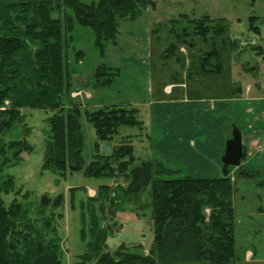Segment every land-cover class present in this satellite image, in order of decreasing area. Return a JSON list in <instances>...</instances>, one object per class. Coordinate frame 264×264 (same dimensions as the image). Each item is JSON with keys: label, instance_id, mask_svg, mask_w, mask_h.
I'll use <instances>...</instances> for the list:
<instances>
[{"label": "rangeland", "instance_id": "obj_1", "mask_svg": "<svg viewBox=\"0 0 264 264\" xmlns=\"http://www.w3.org/2000/svg\"><path fill=\"white\" fill-rule=\"evenodd\" d=\"M82 1L90 3L97 0ZM152 1L154 4L143 8L135 19L119 20L117 44L108 42L104 56L95 45L93 30L78 25L72 34L73 39L65 47L70 80L62 95L63 107L67 110L77 103L81 104L82 110L106 104L138 108L142 128L122 126L114 139L101 142L100 152H111L126 136L132 135L129 140L136 159L130 170L143 161L155 159L174 170L163 177H179L191 172L182 163L168 165L159 153L158 145L164 138L165 130L162 123L153 119L152 101L166 96L176 98V95L186 93L190 98H203L205 101L228 99L234 105L230 118L241 129L248 151L249 136L254 126L264 131V35L250 29V16L258 15L260 20L256 24L264 30V0ZM67 10L70 11L69 8ZM60 13L55 11L53 15L59 16ZM182 14L191 18L210 15L215 21L224 19L227 30L217 40L224 61L220 74L206 75L199 67L202 53L212 48L211 42L193 35L184 42L176 39L175 33L171 32L170 20L181 18ZM233 41L236 44H232ZM173 42L178 45V56L166 59L163 54ZM250 43L261 44L263 51L259 53ZM79 50L84 52L82 57H77ZM101 63L120 69L111 86H96L95 70ZM164 88L169 93L174 90L173 94H166ZM6 105H9L8 100ZM56 111L22 108L23 120L15 122L7 134L9 139L26 136L33 145L31 152H22L19 162L4 170V175L15 177L14 190L4 195L6 203L16 199L23 204L19 228H28L34 238L56 244L63 264L81 260L82 254L90 252L91 246L102 252L124 250L149 254L155 235L149 187L134 199L126 194L128 182L124 177L95 178L85 176L82 171L67 170L64 173L43 167L45 145L51 130L49 118ZM81 123L85 137L84 155L88 163L97 152L94 147L97 136L93 125L84 116ZM27 128L29 132L25 135ZM200 177L213 176L202 174ZM252 180L236 179L240 188V192L234 195L237 255L231 264H264L246 261L243 254L248 240L242 237V226L247 224L246 221L251 224L252 230L261 228V238L264 239V215L255 214L252 218L247 215L250 213L248 209L252 210L261 201L259 197L256 201L250 190L253 189ZM102 185H107V188H102ZM243 194L247 201H243ZM59 195H62L63 201L54 206ZM205 211L209 213V209ZM95 224L101 225L103 232ZM98 239L99 242L94 245ZM94 258L97 259L96 256ZM256 258H264V253L256 255Z\"/></svg>", "mask_w": 264, "mask_h": 264}, {"label": "trees", "instance_id": "obj_2", "mask_svg": "<svg viewBox=\"0 0 264 264\" xmlns=\"http://www.w3.org/2000/svg\"><path fill=\"white\" fill-rule=\"evenodd\" d=\"M149 4L154 1L0 0V264H63L56 244L34 238L28 228H19L23 204L16 199L7 204L4 197L15 188V177L4 175L5 168L19 162L22 152L33 150L26 136H7L15 122L23 120L21 109L25 107L57 110L49 118L51 130L45 145L44 168L64 173L82 171L95 178L124 177L128 182L126 194L134 199L147 187L151 189L155 235L149 254L102 252L90 245V252H84L74 264H231L236 258V179L256 180L257 174L242 164L238 168L230 166L227 174L216 177H163L174 170L155 159L130 170L136 159L129 140L132 135L107 154L100 152V146L101 142L114 139L122 126L141 129L143 121L138 108L106 104L82 110L77 103L67 110L63 107L62 95L70 80L65 47L78 25L93 30L95 45L104 56L108 42L117 44L119 20L135 19ZM55 11L60 15L54 16ZM216 20L210 15L191 18L188 14L170 20L176 39L186 42L193 35L212 43V48L200 57L199 67L206 75L220 74L224 68L217 40L226 33L227 26L223 18ZM259 20L258 15L250 16V29L264 35L256 24ZM250 45L259 53L263 51L261 44ZM177 50L178 45L173 42L163 57L178 56ZM83 54L79 50L77 57ZM119 74V68L101 63L95 70L96 86H111ZM82 116L93 125L97 136V152L88 163ZM244 152L242 160L247 157L245 146ZM257 179L264 187V177ZM62 201L59 195L53 205ZM95 227L103 232L101 225ZM98 242L99 239L94 245Z\"/></svg>", "mask_w": 264, "mask_h": 264}, {"label": "crops", "instance_id": "obj_3", "mask_svg": "<svg viewBox=\"0 0 264 264\" xmlns=\"http://www.w3.org/2000/svg\"><path fill=\"white\" fill-rule=\"evenodd\" d=\"M167 91L164 88L166 94L172 95L174 92V90L170 93ZM165 98L167 96L152 101L153 119L162 123L165 130L164 138L158 145L159 153L168 165L182 163L187 166L191 174L198 175V177L202 174L219 176L223 171L222 155L226 149V141L232 136L233 120L230 115L234 111V105L228 99L205 101L203 98H190L187 93L176 95V98L168 97V100ZM247 109L253 111L252 108ZM249 137H251V142L247 157L244 161L242 160V164L257 174V178H263L264 131L255 129L254 126ZM257 178L252 180L253 189L250 188V190L253 196L255 195V200L257 201L256 198L259 197L261 201L256 206H251L252 210L248 209L249 218L255 214L264 215V187L258 184ZM236 192L239 193L240 188L237 187ZM247 200L246 195L243 194V201ZM248 207L250 206H246ZM246 223L244 222L246 225L242 226V237L248 238L243 253L246 261L264 262V258L255 259L256 255L264 253L262 229L252 230L251 224L248 221ZM257 236L259 238L255 241Z\"/></svg>", "mask_w": 264, "mask_h": 264}, {"label": "water", "instance_id": "obj_4", "mask_svg": "<svg viewBox=\"0 0 264 264\" xmlns=\"http://www.w3.org/2000/svg\"><path fill=\"white\" fill-rule=\"evenodd\" d=\"M244 143L241 129L233 124L232 136L226 141V149L222 155L223 173L227 174L229 167H239L244 157Z\"/></svg>", "mask_w": 264, "mask_h": 264}]
</instances>
